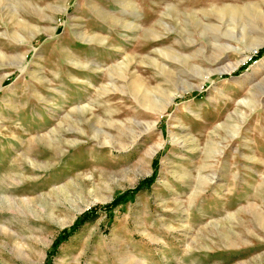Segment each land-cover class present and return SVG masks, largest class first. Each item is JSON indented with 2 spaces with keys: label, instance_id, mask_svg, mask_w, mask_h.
<instances>
[{
  "label": "rangeland",
  "instance_id": "1",
  "mask_svg": "<svg viewBox=\"0 0 264 264\" xmlns=\"http://www.w3.org/2000/svg\"><path fill=\"white\" fill-rule=\"evenodd\" d=\"M263 39L264 0H0V264H264Z\"/></svg>",
  "mask_w": 264,
  "mask_h": 264
},
{
  "label": "trees",
  "instance_id": "2",
  "mask_svg": "<svg viewBox=\"0 0 264 264\" xmlns=\"http://www.w3.org/2000/svg\"><path fill=\"white\" fill-rule=\"evenodd\" d=\"M263 51H260L259 53L261 54ZM260 54H259V56H260ZM258 57V56H257ZM117 202H118V200H116V201H114L111 205H107V206H105V207H99L100 209H103V210H111V206L113 205V207L117 204ZM95 210L96 209H92V211L91 212H87V213H84L83 215H81V217L79 218V220H78V222L80 223V222H82V221H84V220H86V219H88L89 217H90V215L93 213V212H95ZM78 223V224H79ZM78 224H76V225H78ZM65 237H66V232H63L62 234H61V238L64 240L65 239Z\"/></svg>",
  "mask_w": 264,
  "mask_h": 264
},
{
  "label": "bare ground",
  "instance_id": "3",
  "mask_svg": "<svg viewBox=\"0 0 264 264\" xmlns=\"http://www.w3.org/2000/svg\"><path fill=\"white\" fill-rule=\"evenodd\" d=\"M193 15H195V14H193ZM263 42H264V39H263ZM175 95V94H174ZM170 96H172V94H170ZM5 202H8V200H6Z\"/></svg>",
  "mask_w": 264,
  "mask_h": 264
}]
</instances>
